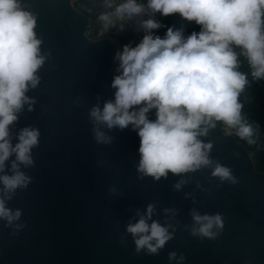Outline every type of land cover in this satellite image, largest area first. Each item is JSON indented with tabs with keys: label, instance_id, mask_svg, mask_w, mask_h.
<instances>
[{
	"label": "water",
	"instance_id": "95a60500",
	"mask_svg": "<svg viewBox=\"0 0 264 264\" xmlns=\"http://www.w3.org/2000/svg\"><path fill=\"white\" fill-rule=\"evenodd\" d=\"M21 3L36 18L45 60L38 86L26 93L35 101L32 110L25 104L9 126L11 143L25 127L38 129L40 137L33 165H20L31 182L6 202L22 211L20 220L10 227L0 220V264H264V173L254 170L245 148L216 122L199 139L212 144L210 158L228 167L235 183L213 177L214 164L158 181L144 176L138 130L131 124L109 129L90 115L115 100L119 45L90 40L88 16L71 0ZM155 113L148 118L155 120ZM14 160L13 154L0 174L11 175ZM150 204L149 224L157 221L173 233L156 254L137 252L126 230ZM193 211L222 216L214 239L192 235Z\"/></svg>",
	"mask_w": 264,
	"mask_h": 264
},
{
	"label": "clouds",
	"instance_id": "9594fccd",
	"mask_svg": "<svg viewBox=\"0 0 264 264\" xmlns=\"http://www.w3.org/2000/svg\"><path fill=\"white\" fill-rule=\"evenodd\" d=\"M147 7L164 17L179 14L194 21L201 30L185 38L182 31L168 28L161 38L152 34L153 29L162 26L159 22L143 21L147 34L140 43L135 47L125 45L116 54L118 71H122L112 82L116 89L114 102H106L102 110L94 107L90 115L109 129H124L131 124L138 130V171L158 181L169 173L181 175L213 166L209 155L212 144L199 137L207 135L216 122L227 129L235 128L238 137L255 143L253 128L242 116L239 97L248 78L238 70L240 61L235 48L246 58L252 76L264 79V0H148ZM144 10L136 0H125L113 14L103 13L99 19L108 27L112 15L131 18ZM35 27V16L25 10L21 0H0V173H5V162L15 155L12 174H0V220L9 227L20 220L22 211L7 207L6 202L31 182L20 165H33L32 149L39 145V130L25 127L13 146L9 127L18 120L25 104L31 111L35 102L26 93L30 87L38 86L37 73L45 60ZM134 106L140 107L136 110ZM152 109L156 110L155 120L147 116ZM96 139L103 142L104 134L97 132ZM211 174L235 183L231 170L219 162H215ZM182 183L183 180L175 188ZM153 211V205H148L143 215L138 213L137 222L127 225L137 252L146 249L156 254L173 238L167 226L157 221L149 224ZM192 218L194 236L214 239L218 233L213 229L224 227L219 214L200 215L193 211ZM175 257V252L169 253L170 260Z\"/></svg>",
	"mask_w": 264,
	"mask_h": 264
},
{
	"label": "built area",
	"instance_id": "2783aa9c",
	"mask_svg": "<svg viewBox=\"0 0 264 264\" xmlns=\"http://www.w3.org/2000/svg\"><path fill=\"white\" fill-rule=\"evenodd\" d=\"M79 1L80 0H71V5L76 9L75 4L78 5ZM109 3H111V7L107 6ZM119 4L121 3L118 0H105V3L101 6V14H113L115 7ZM142 5H144V12L138 15H133L131 18L125 16L123 19H118L117 17H115V15H112V23L109 24L108 27H105V22L99 19L101 14H99L98 20H90L88 18L89 23L86 30V36L87 32L89 30H92V36H87L92 41H97L105 38L115 40V42L119 45L121 52L125 45L135 47L137 44L140 43L143 36L147 34L144 28L142 27V22L149 19L148 15L151 12V10L148 9L147 4ZM152 34L164 38L163 27L161 26L159 29H153ZM235 51L238 53V58L240 60L243 57V55H239L241 50L239 48H235ZM217 123L220 129L224 133L228 134V132H226V126L223 125L221 122Z\"/></svg>",
	"mask_w": 264,
	"mask_h": 264
},
{
	"label": "rangeland",
	"instance_id": "374dc122",
	"mask_svg": "<svg viewBox=\"0 0 264 264\" xmlns=\"http://www.w3.org/2000/svg\"><path fill=\"white\" fill-rule=\"evenodd\" d=\"M121 4L125 2V0H118ZM138 4H147L148 0H136ZM105 3V0H80L78 5L75 4V7L78 11L86 14L90 20H98L99 14H101V6ZM177 14L170 15L168 17H164L161 13L155 14L153 18L157 22H159L164 29H168L172 20ZM201 30L200 26L196 32ZM92 30L87 32V36H92ZM240 67L238 70L252 71L251 67L248 65L246 58L243 56L240 60ZM258 99L261 104L264 105V89L259 92ZM242 116L244 120L248 123L252 120L253 117V109H254V101H249L246 103H242ZM254 135L252 139L255 141L254 144H249L247 140H243L236 135V129H227L226 132L232 135L238 143H240L248 153L254 170L258 173H264V127H252Z\"/></svg>",
	"mask_w": 264,
	"mask_h": 264
},
{
	"label": "trees",
	"instance_id": "16d2710c",
	"mask_svg": "<svg viewBox=\"0 0 264 264\" xmlns=\"http://www.w3.org/2000/svg\"><path fill=\"white\" fill-rule=\"evenodd\" d=\"M157 13L159 12H150L148 18H153V16ZM168 28H172L174 31H182L183 36L187 38L193 31L196 32L198 30L199 25H197L194 21H187L177 14ZM166 32L167 28L163 31V37H165ZM240 71L247 75L248 84L246 85L245 90L241 93L239 100L241 103L254 101L253 117L248 124L252 127H264V105H262L258 99L259 92L264 89V79H255L251 74L252 71Z\"/></svg>",
	"mask_w": 264,
	"mask_h": 264
}]
</instances>
